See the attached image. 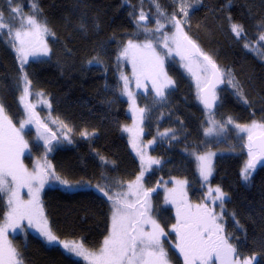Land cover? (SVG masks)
<instances>
[{
	"label": "trees",
	"instance_id": "obj_1",
	"mask_svg": "<svg viewBox=\"0 0 264 264\" xmlns=\"http://www.w3.org/2000/svg\"><path fill=\"white\" fill-rule=\"evenodd\" d=\"M19 7L23 18L34 17L51 33L47 34L50 56L26 66L13 40L17 28L28 26L25 18L14 20L16 13L11 9ZM0 12L9 24L0 28V103L22 124L26 120L21 106L24 87L28 99L33 95L42 100L41 119L37 120L35 110L30 115L53 138L36 145L34 151L46 157L49 173L60 177L56 180L50 175V186L43 193L45 214L58 239L81 240L90 250L102 247L112 227L108 197L140 172L126 134L131 123L128 102L120 95L119 74L129 68L119 56L129 41L148 38L146 24L140 20L145 12L151 23L159 17L183 20L187 36L205 55L217 56L238 86L237 90H219L223 102L209 111L194 81L176 60L166 61L176 85L165 99L157 95V78H148L153 90L146 87L137 99L146 108L144 138L152 144L159 163L148 174L146 186L155 187L154 198L162 201L164 184L173 187L183 181L188 198L199 202L210 186L203 181L198 157L222 150L210 184L226 197L229 241L238 259L256 257L252 264H264V165L243 181L249 157L246 138L237 134L235 126L219 139L207 137L210 122L220 110L224 122L232 119L240 126L257 121L264 112V61L245 56L231 36L232 25H239L243 39L264 51V40H260L264 0H0ZM173 27L170 24L167 30ZM25 76L30 83L26 84ZM34 134L30 128L28 135ZM26 161L32 163L33 158L28 156ZM0 195L1 224L9 206L5 195ZM10 245L25 264H86L33 233L12 234Z\"/></svg>",
	"mask_w": 264,
	"mask_h": 264
},
{
	"label": "snow or ice",
	"instance_id": "obj_2",
	"mask_svg": "<svg viewBox=\"0 0 264 264\" xmlns=\"http://www.w3.org/2000/svg\"><path fill=\"white\" fill-rule=\"evenodd\" d=\"M13 13H17L20 9H11ZM181 12L186 10L181 8ZM3 19V13L0 12V20ZM23 21V17H21ZM143 13L140 15V20H144ZM177 32L182 34L180 28V21L173 19ZM27 24L35 30L36 35L40 32L51 34L46 26L40 25L37 20L29 16L27 17ZM5 25L0 24V28ZM232 30L239 35L243 29L239 25H232ZM11 31V29H9ZM146 31H150L146 29ZM27 35V33H25ZM21 36L20 32L16 33L17 39ZM168 38L165 37L164 47H168ZM264 40V35L260 37ZM183 41L199 52L196 44L190 40L187 35H183ZM177 47H181L180 41H175ZM21 47L17 49L21 61L26 62L29 52L23 47L24 40L20 41ZM141 46L134 45L129 41L128 47L123 51V55H128L130 50L139 49ZM147 50L140 59L139 71L140 74H151L155 78L163 77L168 84L172 82L167 79L166 73L163 71V59L155 52L153 45L147 43L143 45ZM37 52L48 54V45L42 40L39 41V48H33L31 55H36ZM204 60L211 65L215 72H219L216 65L212 62L211 57L204 55ZM136 63L134 61V68ZM26 84L27 77H24ZM125 79V88L127 87V78ZM163 87L157 89V95L163 96ZM25 95L28 93L27 86L24 89ZM131 95V93H129ZM24 97H21L23 100ZM215 99V96H213ZM206 106L208 101L205 99ZM144 110L140 109L142 113ZM4 108L0 104V194H6L9 212L5 219L3 226H0V264H23V260L19 259L20 254L11 247L4 238L5 231L8 227H15L16 221L27 217L31 223L34 217H39V223L42 224L40 229L43 236L46 237L47 242H58L63 247L83 257L89 261V264H169L168 254L164 249L161 237L166 236L164 229L150 217V205L147 201L148 193H144L145 199L141 202L139 199L135 202L128 200V193L117 192L108 198L112 201V228L110 234L105 237L102 247L98 251H89L84 245L76 241H59L51 230L47 227V220L43 217V210L40 207L39 192L44 184V176L49 174L53 179L60 180V177L55 176L54 173H48L45 170L36 172H29L20 162L19 156L24 149L28 147L27 142L21 136V131L26 124L32 122L31 117L21 124L20 129L12 125L11 120L3 115ZM229 122H231L229 120ZM240 131H247L249 136V156L250 160L244 168L243 178L249 179L251 169H255L257 163L264 162V124L257 125L253 122L251 127L236 125ZM259 129V134L253 136V131ZM51 149H49L50 151ZM259 153V155H257ZM201 161V175L207 180L211 173L210 161L208 157H198ZM152 163H159V161H152ZM141 176L136 178L135 184H129L128 188L131 192L134 187L139 189ZM9 177L11 180H9ZM34 182H38L34 187ZM62 184H68V181L61 180ZM28 187L31 199L23 201L19 197L18 189L21 187ZM103 192V189H100ZM218 194L217 198L224 196V193L219 188L215 190ZM107 196V193H104ZM137 194V193H133ZM3 199V195H0ZM175 202V201H174ZM191 205H185L184 209L178 207L177 209V223L172 226L176 232L178 243L175 247L183 255L184 264H213V257L217 260H222L223 264H252V260L256 257L237 261L232 259V255L236 253V249L228 243V239L220 235L223 231L222 227L216 224V216L212 210L205 206H196V211L191 210ZM144 225H151V230L145 231Z\"/></svg>",
	"mask_w": 264,
	"mask_h": 264
},
{
	"label": "rangeland",
	"instance_id": "obj_3",
	"mask_svg": "<svg viewBox=\"0 0 264 264\" xmlns=\"http://www.w3.org/2000/svg\"><path fill=\"white\" fill-rule=\"evenodd\" d=\"M155 7H156V10L163 16V12L159 10V8L156 4H155ZM15 9H20V11L16 13V16L14 18L15 21H18V19H21V17L23 16V14H21L22 10L20 7L15 8ZM143 14L147 18V14L145 12H143ZM24 18L27 20V17H24ZM172 21H173V19H171L170 21H167L165 17H159V18H155V21L153 23L150 22L148 25H144L146 29L150 30V31H146V29H145V33L148 35V38L144 41H133L132 42L134 45H139L141 47L139 49L130 50L128 55H123L122 54L124 51L123 50L119 56V60H120L121 64H123V66L126 64L129 68L128 71L123 70V68H122L120 71V74H119L120 84H121L120 95L122 98L127 100V102H128V113H129V116L131 117V123L129 124L128 128L126 129V134L128 136L132 152L137 157V159L139 160V163H140V172L138 173L136 178L138 176H141V173H143V176H142V179L140 181L139 189L134 187L131 192L129 191L128 185L129 184L134 185L136 182V178H135L133 181L122 185L120 187V189H116L111 194V196H113L117 192H125V193H128V200L130 202H135L138 199L141 202H143L145 199L144 193H148L147 201L150 205L149 215L152 219H154L160 225L161 228L164 229V232L167 234L166 236H162L161 240H162L164 249L168 254L169 264H184L183 255L175 247L176 243H178V239H177L176 232L172 228V226L177 223V209H178V207L181 209H184L185 205H191L192 206L191 210L193 212L196 211V206H198V205L200 206V204H201V206H205L210 210H212V208H214V210H215V208H216V212L215 213L213 211L212 212L216 216V224H219V222H221V220H222L221 213L224 211V202H225L226 197L224 195L223 197L218 199L217 198L218 194L215 192V190L217 188L211 187V184H210L211 177L213 176V174L215 172V160H216L217 156L223 152L222 150H212V151H208V152L202 154V156L209 158L211 173L209 174L207 180H205L204 177L202 176L204 183L206 185L210 186V189L209 188L206 189V191H205L206 197L200 199L199 202L192 200V199L189 202V198H188L189 194L187 195L186 192L184 191L186 184L183 181L176 182L173 187H171L169 185L167 186L166 184H164L162 186L163 191L161 194L162 195L161 196L162 201H157V200H155L154 196H152V194L156 192L155 187H151L148 189V187L146 186V178H147L148 174L153 170L154 166L156 165V163H152V161H156V158L154 157V155L152 153V144L147 142L144 138V134H145L144 119H145L146 108L143 107L142 105H140V103L137 99V94L144 92L146 90V87H150L152 89V86L150 85V83H148V78L151 77L152 75L151 74H143L142 75V74H140V71H139L140 59H141L142 55L147 51L143 48V45H145L147 43H151L153 45L155 52L163 59V71H164V73H166L167 79L172 82L171 84H168L167 81L163 77L158 78L157 81L155 82L156 90L158 88H160L161 85H164V87H163L164 95L160 96L162 99H165L167 94L169 93V91H171L176 85L174 78L169 74L168 69L166 67V61L168 59L176 60V63L178 64V66L190 75V77L192 78V80L194 81V83L196 85V88L198 90L199 95H200L201 89L203 87H205L206 84L209 82L210 75H211V71L208 68V66L206 65L204 60H202L198 57H192L190 59L186 58V48H185V45H184L182 39H183V35H188V34H187V31H186V28L184 25V21L181 19L177 20V21H180V28L182 30V34L177 32L175 25H174L172 31L167 30L168 25L173 24ZM0 24L9 25L4 17L2 20H0ZM40 25H42V24H40ZM17 32L21 33V36L19 39H17V37H16ZM25 33H27V35H25ZM34 33H35V30L29 26H27L23 29L17 28L15 30V32L13 33V40L16 44V48L19 49L21 47L20 41L24 40L25 43H24L23 47L25 48L26 51L29 52V55L27 56L26 62L21 61L20 55L18 53L19 58H20V62L23 66H26L30 61H33V60L46 59L51 54L50 46H49L48 39H47V33L44 34L43 32H40L38 35H36ZM231 33H232L231 36L233 38L235 45L241 50V52L245 56L247 54L254 55L255 58L259 56L264 61V51H262L260 49L258 44H251L250 42L248 43L247 41H245L243 39L241 33L239 35H237L235 32H233V30ZM165 37L168 38V40H167L168 47L167 48L164 47ZM41 40L48 45V49H49L48 54L45 55L43 53L37 52L36 55H31L30 54L31 50L33 48L38 49L39 48V41H41ZM177 40L180 41V43H181V47H179V48L177 47V43L175 42ZM126 47H128V45ZM211 57H212V61L214 63H216L218 65V67L220 68V70L222 71L223 78H224L222 86L216 91L217 101H218L217 104H220L222 100L220 99V91L219 90L225 91L229 88H234V89L236 88V90H237L238 86H237V83L235 82V80L233 79V77L231 76V74L229 72H227L219 64L218 57L217 56L213 57L212 55H211ZM134 61L136 63L135 68H134ZM124 77L127 78V87L126 88H125ZM138 91H140V92H138ZM129 93H131V95H129ZM23 97H24V99L21 100V106L23 107L24 112L26 114V120H28L31 117L32 122L29 124H26L24 126L23 130L21 131V136L23 137L24 141L27 142L28 147L26 149H24L23 152L20 154V156H19L20 162L23 164V166L30 173L40 171L42 169L49 173V165L46 161V157L45 156H39L34 151V147L36 145H39L41 143H43V144L48 143L53 138V136L50 135L49 133H47V131L45 129L41 128L40 124L37 122V120L41 119L39 116V113H38V107L42 103V100L40 99V97L33 96V95H29V99H28L27 98L28 95H25V92L23 94ZM140 109H143L144 111L141 113ZM31 110H35L37 120H36V118H34L30 115ZM221 114L222 113L220 110L219 113L216 115V117H214L213 120L210 122V129L207 130V137L208 138L219 139L225 135L227 128L233 127V126L236 127V125H238V123H236V121H234L232 119H228L226 122H224L221 119ZM3 115L7 116L8 119L11 120L12 125L15 128L20 129L21 124L16 123L13 120V118L5 111V109H4ZM258 117H259V119L257 121H253V122H255L257 125L264 124V112L263 111L258 115ZM229 120L231 122H229ZM253 122H251L247 125H241V126L242 127H244V126L251 127ZM30 128H34V130H35L34 135H31V136L28 135ZM236 131H237L238 135H241L242 137L246 138V140L248 141V144H249L248 132L247 131H240L239 128H237ZM259 131H260L259 129H255L253 131V136L254 137L257 136L259 134ZM28 156H31L33 158L32 163H28L26 161V158ZM249 160H250V156L247 159V163ZM249 171H250V176H249V179H250V177L255 173V169H251ZM243 175H244V171L242 173V179H243V181H248L249 179L245 180L243 178ZM9 180H11L10 177H9ZM37 183L38 182H34V187L36 186ZM50 183H51L50 175L46 174L44 176L43 187L40 188L39 202H40V207L43 210V217L47 220V227L54 234V232L52 231V228L49 224V221L46 217L44 205H43V193H44L45 189L50 186ZM18 191H19V197L21 200L28 201L31 199V196L28 194L29 193L28 187H26V186L21 187L18 189ZM133 193H137V194H133ZM4 195H5L6 199H8L7 195L6 194H4ZM196 203H198V205H196ZM110 204H111V220H112L113 204H112L111 200H110ZM165 208L169 209L170 212L168 213L167 211H165ZM160 210H164L165 213L160 212ZM224 213H225V211H224ZM6 217H7V215H6ZM6 217H5V219H6ZM232 217L234 218L233 215H232ZM5 219L0 224V226L4 225ZM225 220H227V219L225 218ZM38 221H39V217H34L31 223L29 222V219L27 217H25L24 219H21V220H17L15 227H8L6 229L4 238L7 240L8 244L10 245V236L12 234H22L24 236H27L29 233H33V234L41 237L48 245H51V246L58 245L64 250V252H66L70 256H72L78 260H81V261L85 262L86 264H89L88 260L84 259L81 256L76 255L73 252L66 250L62 244H60L58 242H53V243L47 242L46 237L43 236L41 231H40L42 224H40ZM222 223H223V221H222ZM144 229H145V231L151 230V225H144ZM169 232L173 233V240L176 241V239H177L176 242L173 243L171 241V238L168 235ZM166 238H169L170 240L166 241ZM58 240L59 241H76V242L82 243L81 240H61V239H58ZM228 242L234 247V245L230 241H228ZM86 249L89 251H98L99 250V249L98 250H90L88 248H86ZM231 258L234 260H237V261H241V262L243 261V260L238 259L236 253H234ZM19 259H21V258L19 257ZM23 264H25V263L23 262ZM197 264H200V262L198 261ZM213 264H223V261L217 260L215 257H213Z\"/></svg>",
	"mask_w": 264,
	"mask_h": 264
},
{
	"label": "water",
	"instance_id": "obj_4",
	"mask_svg": "<svg viewBox=\"0 0 264 264\" xmlns=\"http://www.w3.org/2000/svg\"><path fill=\"white\" fill-rule=\"evenodd\" d=\"M141 22L143 24L148 25L150 22L148 20V18L145 17L144 20H141ZM190 40H192L189 36H187ZM183 40V39H182ZM193 41V40H192ZM194 42V41H193ZM185 48H186V57L187 59H190L192 57H198L201 58L202 60H204V53L201 51L200 47L196 44V46L199 49V52H197L195 49L191 48V46L187 45L184 41H183ZM212 60V59H211ZM205 61V60H204ZM213 62V61H212ZM206 65L208 66V68L211 71V75H210V79L209 82L206 84L205 87H203L200 91V97H201V101L203 106L205 107V109L209 110V111H214L217 105V94L216 91L219 87H221V85L223 84L224 78H223V73L220 70V68L218 67V65L216 63H214L216 65V68L219 70V72H215V70L212 69L211 65L208 64L205 61ZM213 96H215V99H213ZM205 99L208 101L209 106H206L205 104ZM257 155H259V153H257ZM264 165V162L262 163H257L256 167L259 165Z\"/></svg>",
	"mask_w": 264,
	"mask_h": 264
},
{
	"label": "flooded vegetation",
	"instance_id": "obj_5",
	"mask_svg": "<svg viewBox=\"0 0 264 264\" xmlns=\"http://www.w3.org/2000/svg\"><path fill=\"white\" fill-rule=\"evenodd\" d=\"M219 89V88H218ZM155 194L156 193H153L152 194V196H155ZM189 202H190V199H189ZM196 205H198V203H196ZM200 206H201V204H200ZM212 211L215 213L216 212V208H215V210H214V208H212ZM221 217H222V220H221V222H219V224L218 225H220L221 227H222V229H223V231L220 233V235H222V236H224L225 238H229V231H227V221L228 220H225V218L227 219V217H226V215H225V213H224V211L221 213ZM222 221H223V223H222ZM169 236H170V238H171V241L174 243V242H176L177 241V239H176V241H174L173 240V233H170L169 232V234H168ZM170 239L169 238H166V241H169ZM228 241H229V239H228Z\"/></svg>",
	"mask_w": 264,
	"mask_h": 264
}]
</instances>
